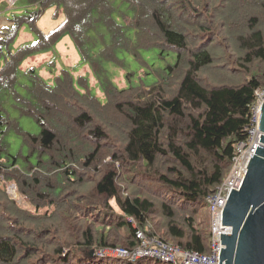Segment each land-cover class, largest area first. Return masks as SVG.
Instances as JSON below:
<instances>
[{
    "label": "trees",
    "instance_id": "trees-1",
    "mask_svg": "<svg viewBox=\"0 0 264 264\" xmlns=\"http://www.w3.org/2000/svg\"><path fill=\"white\" fill-rule=\"evenodd\" d=\"M23 2L32 10L13 19L16 28L38 30L52 7L63 15L46 38H70L99 77L102 98L68 72L53 86L34 80L24 103L40 133L18 132L37 164L0 161V264H110L95 253L135 248L137 229L208 255L206 198L228 174L236 144L248 140L255 90L264 89V0ZM14 36L0 44L9 54ZM156 50L163 67L142 57ZM123 53L152 80L125 89L107 81L104 64L125 67ZM12 57L2 80L24 61ZM8 184L33 211L8 195Z\"/></svg>",
    "mask_w": 264,
    "mask_h": 264
},
{
    "label": "rangeland",
    "instance_id": "rangeland-1",
    "mask_svg": "<svg viewBox=\"0 0 264 264\" xmlns=\"http://www.w3.org/2000/svg\"><path fill=\"white\" fill-rule=\"evenodd\" d=\"M28 10L32 9L27 8L23 0H18L14 5H9L7 0H0V44L5 38L13 36L15 31L14 38L8 43L11 55L5 46L0 47V71L11 69V66L6 65V60L14 64L13 55L18 54L24 60L18 68L13 66L11 81L0 78V117L4 120L3 124H0V161L8 168L36 166L38 161L35 153L29 154V150L23 141V135L18 132L21 130L34 136H38L40 133L39 124L27 113L29 109L24 103L27 99L32 100L31 96L36 87L34 80L37 76L45 84L51 86L57 77L60 78L62 72L70 73L74 79L83 77L91 94L102 98L99 77L81 60L70 38L63 36L59 41L52 44L46 38L57 30L63 20V15L57 14L55 8L52 7L47 9L38 19L36 23L37 32L27 24H22L16 28L17 25L13 19L25 15ZM175 14H177L176 19L183 20L178 12ZM157 53V50L141 52L142 57L145 60L147 58L150 64H155L154 66L157 68L163 67L164 62L156 59ZM96 57L103 58L97 55ZM119 57L125 59V67L103 62L105 63L106 80L111 81L115 87L125 89L139 84L140 81L148 83L152 80L151 75H145L148 72L144 66L133 61L125 53ZM173 58V55L167 57L166 62H172ZM62 122L64 121L56 122L59 130L64 129ZM43 160H45L44 157ZM6 192L19 205L32 210L29 202H24L19 197L14 185L8 184ZM97 258L99 257L97 256ZM101 258L97 260L100 261ZM103 261L110 264H120V261L113 260V258ZM78 264H82V261Z\"/></svg>",
    "mask_w": 264,
    "mask_h": 264
},
{
    "label": "built area",
    "instance_id": "built-area-1",
    "mask_svg": "<svg viewBox=\"0 0 264 264\" xmlns=\"http://www.w3.org/2000/svg\"><path fill=\"white\" fill-rule=\"evenodd\" d=\"M18 0H7L14 5ZM264 101V89L255 90V102L251 108V119L248 129V140L239 142L234 149L231 167L222 183L215 192L206 198L210 215L209 254L182 250L145 234L141 230L135 231L137 245L131 250L116 248L96 252L98 257H110L134 262L141 259H152L165 264H218L221 248V234H230L231 229L222 224V211L231 190L238 191L247 172L249 160L260 146L262 133L258 130V114ZM132 222V220H130ZM135 228V225L133 224Z\"/></svg>",
    "mask_w": 264,
    "mask_h": 264
},
{
    "label": "water",
    "instance_id": "water-1",
    "mask_svg": "<svg viewBox=\"0 0 264 264\" xmlns=\"http://www.w3.org/2000/svg\"><path fill=\"white\" fill-rule=\"evenodd\" d=\"M260 146L247 165L240 189L231 190L222 211L218 264H264V101L258 114Z\"/></svg>",
    "mask_w": 264,
    "mask_h": 264
}]
</instances>
